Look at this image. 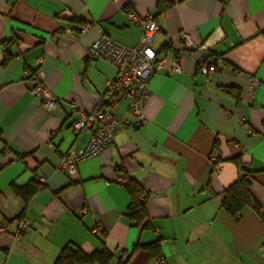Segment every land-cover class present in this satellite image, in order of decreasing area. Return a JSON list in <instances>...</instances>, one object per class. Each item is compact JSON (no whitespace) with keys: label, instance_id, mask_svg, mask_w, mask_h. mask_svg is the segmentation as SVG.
Here are the masks:
<instances>
[{"label":"crops","instance_id":"crops-1","mask_svg":"<svg viewBox=\"0 0 264 264\" xmlns=\"http://www.w3.org/2000/svg\"><path fill=\"white\" fill-rule=\"evenodd\" d=\"M148 13L165 64L149 78L144 121L116 98L113 143L67 174L60 156L92 131L72 124L116 73L87 47L102 33L136 45ZM183 31L206 45L213 72L196 69L201 52L185 47ZM34 72L57 100L49 111L30 91ZM251 75L258 84L249 86ZM263 124L264 0H0V264H56L67 245L112 254L73 264H155L157 255L166 264H264ZM246 172L260 211L233 215L222 196ZM128 179L143 191L140 224L126 215ZM33 181L39 188L24 200L16 188ZM20 217L30 227L15 237Z\"/></svg>","mask_w":264,"mask_h":264},{"label":"built area","instance_id":"built-area-1","mask_svg":"<svg viewBox=\"0 0 264 264\" xmlns=\"http://www.w3.org/2000/svg\"><path fill=\"white\" fill-rule=\"evenodd\" d=\"M130 17H134L132 11H128ZM142 32L136 45L128 46L113 40L111 37L102 33L87 47V56L91 59L104 58L116 67L115 75L106 83L105 93L100 94L92 109L86 113L82 112L79 118L73 122L74 129H84L88 125L92 126V131L85 145L78 149H68L58 161L57 168L67 174H74L80 161L97 155L103 149L109 147L114 141V135L119 125V119L113 111L111 105L116 98L124 97L136 117V124L144 121L143 103L148 94V81L151 74L164 67L165 58L159 55V50L153 46L154 34L159 30V24L151 13L145 15L141 20ZM88 25H81L85 29ZM180 37L186 48L199 49L201 55L197 61V70L207 75L215 70L214 64L206 53L207 47L204 43L196 45L183 31ZM36 61L41 63L42 57H37ZM173 72H180L179 60H175L172 65ZM30 78L33 85L30 91L34 95L41 96L42 107L49 111L57 105L56 98L49 92L48 88L42 83L37 73H32ZM259 80L251 75L249 86L258 84ZM243 120V119H242ZM264 129V124L262 125ZM212 158L215 160L217 154ZM123 181L122 178L119 179ZM83 210L86 207L82 208ZM6 221L0 225V232H3ZM30 227V221L26 217L18 219L17 228L14 236H21ZM93 230L102 235V227L95 226ZM119 256L123 259L127 257L125 251H120ZM155 264H166L163 255H157Z\"/></svg>","mask_w":264,"mask_h":264},{"label":"trees","instance_id":"trees-1","mask_svg":"<svg viewBox=\"0 0 264 264\" xmlns=\"http://www.w3.org/2000/svg\"><path fill=\"white\" fill-rule=\"evenodd\" d=\"M168 5V4H167ZM238 166H241L239 159H235ZM127 189L131 195V203L128 207L126 215L134 220L136 224H140L147 216L145 208V200L142 189L136 181L128 179L126 181ZM39 188L37 182H30L24 187L16 188V191L21 194L24 200H28L30 196ZM223 207L231 214H237L245 205H249L257 211H260L258 203L252 197L250 191V179L247 177V172L238 176L223 193ZM144 225H148L145 222ZM150 248L158 246V243L147 245ZM112 257V254L104 247L100 250L87 253L79 247L65 246L56 258V264H73L75 262H107Z\"/></svg>","mask_w":264,"mask_h":264}]
</instances>
